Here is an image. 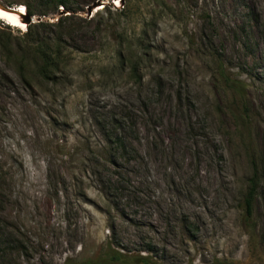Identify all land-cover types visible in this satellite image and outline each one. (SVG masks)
I'll return each mask as SVG.
<instances>
[{
	"label": "rangeland",
	"instance_id": "374dc122",
	"mask_svg": "<svg viewBox=\"0 0 264 264\" xmlns=\"http://www.w3.org/2000/svg\"><path fill=\"white\" fill-rule=\"evenodd\" d=\"M118 1L0 0V264H264V0Z\"/></svg>",
	"mask_w": 264,
	"mask_h": 264
},
{
	"label": "trees",
	"instance_id": "16d2710c",
	"mask_svg": "<svg viewBox=\"0 0 264 264\" xmlns=\"http://www.w3.org/2000/svg\"><path fill=\"white\" fill-rule=\"evenodd\" d=\"M68 2H70V0H54L53 8L56 11H58L60 7H62L64 10H69ZM27 10H29V8ZM27 13L32 16V12L27 11ZM49 67V65H44V68L42 69L44 77H48L47 71ZM262 185H264V169L262 167H259L256 163H253L252 175L248 180V187L244 196L243 203L246 216L249 219H251L254 215V204L260 198ZM116 262H122L121 253H113L98 261H87L86 263L82 264H112Z\"/></svg>",
	"mask_w": 264,
	"mask_h": 264
},
{
	"label": "water",
	"instance_id": "95a60500",
	"mask_svg": "<svg viewBox=\"0 0 264 264\" xmlns=\"http://www.w3.org/2000/svg\"><path fill=\"white\" fill-rule=\"evenodd\" d=\"M104 4H100V3H95L93 6L88 8V17H91L93 12L98 9L99 7L103 6ZM0 9L2 11H5L7 13L10 14H15L18 15L21 19V21L26 24V25H31L34 24V22L37 20L38 22L41 20L40 18L36 19L33 18L32 16H30L27 11L23 14L19 12V8L18 7H8L5 5L0 4Z\"/></svg>",
	"mask_w": 264,
	"mask_h": 264
},
{
	"label": "bare ground",
	"instance_id": "6f19581e",
	"mask_svg": "<svg viewBox=\"0 0 264 264\" xmlns=\"http://www.w3.org/2000/svg\"><path fill=\"white\" fill-rule=\"evenodd\" d=\"M117 2H119V1L116 0V3ZM18 8H19V12L20 13H23L24 14L26 12L25 9H23V7L22 8L21 7H18ZM21 9H23V11H21ZM0 20L1 21H4L9 26H12V27H15V28H18V29L25 30L26 29V26H27L26 24H24L21 21V19H20V17L18 15L7 13L5 11H2L1 9H0Z\"/></svg>",
	"mask_w": 264,
	"mask_h": 264
},
{
	"label": "snow or ice",
	"instance_id": "6c2138e0",
	"mask_svg": "<svg viewBox=\"0 0 264 264\" xmlns=\"http://www.w3.org/2000/svg\"><path fill=\"white\" fill-rule=\"evenodd\" d=\"M21 11H23V9H21Z\"/></svg>",
	"mask_w": 264,
	"mask_h": 264
}]
</instances>
